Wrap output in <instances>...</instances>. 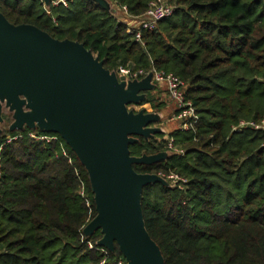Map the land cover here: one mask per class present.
Segmentation results:
<instances>
[{
  "label": "trees",
  "instance_id": "obj_1",
  "mask_svg": "<svg viewBox=\"0 0 264 264\" xmlns=\"http://www.w3.org/2000/svg\"><path fill=\"white\" fill-rule=\"evenodd\" d=\"M107 1L124 17L93 0H0V13L84 45L110 73L156 70L183 81L195 130H174L168 144L158 131L129 147L133 157L171 153L133 166L167 182L144 188L146 230L165 264H264V130H235L264 121V0H170L172 16L141 41L129 20L156 0ZM144 94L142 105L162 107ZM8 135H0V264H127L117 245H99L100 229L84 234L97 215L94 193L61 136L27 127Z\"/></svg>",
  "mask_w": 264,
  "mask_h": 264
},
{
  "label": "water",
  "instance_id": "obj_2",
  "mask_svg": "<svg viewBox=\"0 0 264 264\" xmlns=\"http://www.w3.org/2000/svg\"><path fill=\"white\" fill-rule=\"evenodd\" d=\"M151 82L152 74L127 85L126 77L106 70L84 45L56 40L35 26L13 25L0 13V100L14 111L12 129L38 128L67 143L94 193L97 215L84 234L100 229L99 245L110 251L117 245L127 264H165L146 230L142 199L146 186L167 182L133 168L163 157H133L129 149L136 137L159 131L149 127L158 117L128 110L155 89Z\"/></svg>",
  "mask_w": 264,
  "mask_h": 264
},
{
  "label": "built area",
  "instance_id": "obj_3",
  "mask_svg": "<svg viewBox=\"0 0 264 264\" xmlns=\"http://www.w3.org/2000/svg\"><path fill=\"white\" fill-rule=\"evenodd\" d=\"M68 0H51L53 6L64 5L67 6ZM118 11V10H117ZM126 12V11H125ZM124 12V13H125ZM174 12V6L170 3V0H156L151 4L150 10L142 18H134L132 20H138V26L130 27V30L135 32L136 39L141 41L142 32H152L154 31L158 24L172 16ZM152 74V84L160 89H163L167 94L169 101L173 104L174 109L177 114L176 119L181 122V128L183 130L193 129L197 127L199 123V117L196 113V109L193 107L192 103L186 100L185 90L187 88L186 84L174 77L171 74H166L164 72H159L152 70L149 73L144 71L132 72L127 69H120L118 76H124L126 79L137 80L139 77L147 78ZM264 121L262 124L258 123H241L235 130H242L244 128L251 127L255 130L263 129ZM29 136L35 140L49 141L50 138L47 137H37L35 134L30 133ZM170 148L172 144L170 143ZM171 179L177 180L176 176H172ZM92 247V246H91Z\"/></svg>",
  "mask_w": 264,
  "mask_h": 264
},
{
  "label": "rangeland",
  "instance_id": "obj_4",
  "mask_svg": "<svg viewBox=\"0 0 264 264\" xmlns=\"http://www.w3.org/2000/svg\"><path fill=\"white\" fill-rule=\"evenodd\" d=\"M96 4H98L99 6H101L102 5V3H100L99 1H102L103 2V4L109 9V11L110 12H112V10H118V8H116L110 1H107V0H99V1H95V0H93ZM44 4L46 5V6H48V3L44 0ZM122 11V10H121ZM113 15L114 16H116L118 19H121V18H123L124 16H123V13H121V12H116V13H113ZM130 21V20H129ZM138 24H136V26H137ZM118 77H121V76H118ZM126 81H127V85L128 84H130V83H134L135 81H137V80H131V79H126ZM154 90H156V93L154 94V99H155V106H162V107H159L160 108V110L161 109H163L165 106H166V102L164 103V101H162L161 100V97H162V95H163V93H162V90L160 89V88H158V91H157V89H154ZM164 92V91H163ZM145 95V94H144ZM156 95H159L160 97L159 98H156ZM146 98L147 97H145V100H146ZM143 102V101H142ZM169 102H167V104H168ZM162 104V105H161ZM173 105V104H172ZM172 105H170V104H168V107H169V113H170V116L169 117H171V109L173 110V107H172ZM0 106H1V122H0V135H8V132H11V131H14L13 129H12V125H13V123L15 122V118H14V111H11V108H10V106H8L7 105V100L6 99H4V100H0ZM144 108H146V111H145V113L146 114H149L151 117H153V118H159V119H162V118H160L159 116H161V114H160V112H157L156 111V109H154L153 107H152V105L150 104V106L149 105H147V104H145V105H142L141 103H138V104H132V105H129L128 106V110H129V112H133V113H135V114H139V113H141V112H143V109ZM175 110V109H174ZM162 122H163V120H162ZM176 122H179V125H180V127H181V123H180V121L179 120H176ZM263 123V121H261L260 123H258V124H262ZM165 124V123H164ZM172 125V127L171 126H169V125H167V126H169V127H171V128H169V130L167 131V132H169V134H170V132L172 133V131H174L175 130V128H178V124L176 123L175 124V126L173 125V124H171ZM263 127H264V125H263ZM154 129H156V130H159V131H163L164 132V130L166 131V129H165V127H164V125L162 126V123H160L159 124V126L158 127H156V128H154ZM260 130H264V128L263 129H260ZM15 131H18V130H15ZM165 133V132H164ZM169 134H166V137H165V140H166V144H168V142H169V140H170V138H169ZM12 139L10 138V136L8 135V142H10ZM171 153H169V152H166V153H162V157H163V159L164 158H166L167 157V155H170Z\"/></svg>",
  "mask_w": 264,
  "mask_h": 264
},
{
  "label": "crops",
  "instance_id": "obj_5",
  "mask_svg": "<svg viewBox=\"0 0 264 264\" xmlns=\"http://www.w3.org/2000/svg\"><path fill=\"white\" fill-rule=\"evenodd\" d=\"M113 11H115V13L118 12L116 10H113ZM138 23H139L138 20H130L129 23H128V25H129V27H136V24H138ZM155 89H157V91H158V87L157 86H155ZM161 90H162V93H163V95L161 97V100L164 101V103L166 102L165 103L166 106L163 109H161V110L160 109H156V111L159 110L157 112H160V114H161V116H159V117L162 118V119H159L158 121H159V123H162V126L164 125V127L166 129V131L164 130L165 134H169V132H167V131L169 130V128L172 127L171 124H173L174 126H175L176 123L178 124V128H175V130L180 129L181 127L179 125V122H176V120H177L175 118L176 117L175 115L177 114L176 110H174V107H173L172 103L169 101V98H168L167 94L165 92H163L164 91L163 89H161ZM155 93H156V90L151 91V95L152 96H154ZM159 97H160L159 95H156V98H159ZM167 102H169L168 104L172 105V107H173V110L171 109V117H169L170 116V113L168 111L169 110V107H168ZM147 105L150 106V104H147ZM143 111L145 112L146 111V108H144ZM162 120H163V122H162ZM167 125H169L171 127H169Z\"/></svg>",
  "mask_w": 264,
  "mask_h": 264
}]
</instances>
